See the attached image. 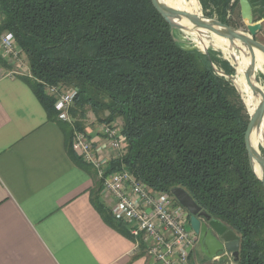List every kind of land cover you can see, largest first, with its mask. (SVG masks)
<instances>
[{
    "label": "trees",
    "instance_id": "1",
    "mask_svg": "<svg viewBox=\"0 0 264 264\" xmlns=\"http://www.w3.org/2000/svg\"><path fill=\"white\" fill-rule=\"evenodd\" d=\"M199 3L205 16L236 26L225 17L239 0ZM0 9V34L15 35L31 72L25 80L61 126L72 160L86 165L73 138L79 131L90 139L91 116L120 128L126 146L110 173L128 171L159 193L184 189L239 237L235 264H264V184L246 148L250 116L219 73L234 76V67L178 43L152 0H0ZM49 88L76 91L72 124L59 120ZM98 193L103 220L130 236Z\"/></svg>",
    "mask_w": 264,
    "mask_h": 264
},
{
    "label": "crops",
    "instance_id": "2",
    "mask_svg": "<svg viewBox=\"0 0 264 264\" xmlns=\"http://www.w3.org/2000/svg\"><path fill=\"white\" fill-rule=\"evenodd\" d=\"M257 38L264 44V31ZM23 59L22 73L0 82V264H159L142 242L106 223L95 209L98 191L110 208L98 173L71 159L61 126L49 120L25 80L31 72ZM2 67L16 69L7 60ZM100 127H87L86 133L104 149L105 139L96 137ZM190 264L235 262L222 255L209 260L199 246Z\"/></svg>",
    "mask_w": 264,
    "mask_h": 264
},
{
    "label": "built area",
    "instance_id": "3",
    "mask_svg": "<svg viewBox=\"0 0 264 264\" xmlns=\"http://www.w3.org/2000/svg\"><path fill=\"white\" fill-rule=\"evenodd\" d=\"M3 18L0 9V24ZM23 57L15 35L8 31L0 34V82L22 73L26 66ZM6 60L16 69L3 68L2 62ZM48 91L57 95L55 110L59 120L72 124L70 109L76 91L62 88H49ZM99 136L105 139L104 149L84 133L75 131L73 150L97 171L102 195L109 201L113 219L125 225L129 234L144 244L149 256L157 263L190 264L199 247V237L191 228L189 212L172 193L155 192L128 171L110 173V162L122 155L125 139L120 128L106 124L101 125L96 137Z\"/></svg>",
    "mask_w": 264,
    "mask_h": 264
},
{
    "label": "water",
    "instance_id": "4",
    "mask_svg": "<svg viewBox=\"0 0 264 264\" xmlns=\"http://www.w3.org/2000/svg\"><path fill=\"white\" fill-rule=\"evenodd\" d=\"M152 3L163 19L169 24L172 32L185 31L184 27L179 24L180 21L185 19L197 28L213 32L220 38L229 42L232 50L244 52L245 49H248L252 53V64L245 75L247 82L252 85L251 78L254 76V67L252 66L255 62L253 53L257 50L264 56V44L257 41L258 35L264 31V0H239L241 17L245 23L247 33L237 31L219 20L203 15L205 19H209L213 22V24L205 23L199 16L173 10L159 0H152ZM237 43H239L240 46H237ZM203 53L212 61L209 48L203 49ZM213 66L215 67V65ZM234 69L236 71L235 67ZM219 73L231 79L234 84L233 76H226L222 72ZM263 119L264 99L255 113L253 115L250 114V122L245 137L246 148L253 171L255 172L254 163L256 162L261 167L264 174V157L258 154L252 146L253 132L261 126ZM255 174L257 175L256 172ZM258 178L264 184V179L259 176ZM171 193L177 202L189 212L191 228L199 237V246L204 255L209 260L217 259L222 255L224 261L232 258L236 262L239 259L240 240L235 232L229 230V228L221 222L213 219L207 212L202 211L184 189L175 188Z\"/></svg>",
    "mask_w": 264,
    "mask_h": 264
},
{
    "label": "bare ground",
    "instance_id": "5",
    "mask_svg": "<svg viewBox=\"0 0 264 264\" xmlns=\"http://www.w3.org/2000/svg\"><path fill=\"white\" fill-rule=\"evenodd\" d=\"M161 3L165 4L168 8L177 10L179 12L189 13L197 15L204 20L205 23H212L211 20L204 19L201 6L198 0H159ZM181 26L184 27L183 32L195 36L196 42L199 45V48L206 49L210 47H218L224 53L229 55H234L232 57V62L236 68V75L233 78L234 84L240 91L242 98L247 106V109L251 115L255 113L262 100L264 99V84H258L256 74L261 72L264 75V56L257 50L254 51L255 62L252 67H254V76L251 78V84L247 82L245 73L249 70L252 64V53L245 49L243 52H237L232 50L229 42L220 38L213 32H209L202 28H197L193 24L189 23L185 19L179 22ZM197 46V45H196ZM237 46H240L237 43ZM257 91V92H256ZM252 146L257 151L258 154H261V148L264 149V119L259 128L255 129L252 135ZM255 172L260 178L264 179L263 170L255 162L254 163Z\"/></svg>",
    "mask_w": 264,
    "mask_h": 264
},
{
    "label": "rangeland",
    "instance_id": "6",
    "mask_svg": "<svg viewBox=\"0 0 264 264\" xmlns=\"http://www.w3.org/2000/svg\"><path fill=\"white\" fill-rule=\"evenodd\" d=\"M199 1V0H198ZM200 6H201V4H200ZM201 8V12H202V15H204L205 16V12L203 11V9H202V6L200 7ZM239 11H240V7L239 8H237L234 12H231L230 10L227 12V16L225 17V19L227 20V21H229V22H231V23H233L234 25H236V26H231V27H233L234 29H236L237 31H240V32H243V33H247V30H246V27L241 23V21H239ZM215 15V14H214ZM215 18H213V19H215V20H218V18L216 17V16H214ZM204 18V17H203ZM205 19V18H204ZM209 20V19H208ZM175 35H176V39H177V41H178V43H180L183 47H185V48H197V49H199L201 52H203V49H201V48H199V45L197 44V43H195L196 42V38H195V36H193V35H191V34H188V33H186V32H183V31H176L175 32ZM261 39V38H260ZM257 41H259L258 40V38H257ZM197 45V46H196ZM212 51L215 55H216V57L219 59V60H221V61H226V62H228L232 67H235L234 66V64H233V60H232V57L233 58H235V54L234 55H227L226 53H224V51H222L220 48H218V47H215V46H213V47H210L209 48V51ZM237 51V50H236ZM238 53L239 52H241V51H237ZM215 68L216 69H219L218 67H216L215 66ZM219 72H221V71H219ZM235 75H236V71H235ZM234 75V76H235ZM222 76V75H221ZM234 76H233V78H234ZM256 77H257V82H258V84H261V85H263L264 84V75L261 73V72H258L257 74H256ZM227 78V77H226ZM228 79V78H227ZM235 86V85H234ZM235 88H236V86H235ZM49 90V89H48ZM236 90L238 91V93L241 95V93H240V91L236 88ZM47 94H49V95H52V94H50V92L49 91H47ZM241 98H242V95H241ZM242 101H243V103H244V105H245V107H246V109H247V106H246V104H245V102H244V100H243V98H242ZM247 112H248V114H249V116H250V113H249V111H248V109H247ZM90 116H91V114H90ZM98 125V123L95 121V118H94V116H91L90 118H89V120H88V122H87V127H90L91 128V126L94 128V127H96ZM121 149L123 150V144H122V147H121ZM261 154H262V156L264 157V149L263 148H261Z\"/></svg>",
    "mask_w": 264,
    "mask_h": 264
}]
</instances>
